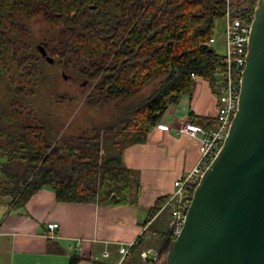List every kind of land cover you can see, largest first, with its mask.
I'll list each match as a JSON object with an SVG mask.
<instances>
[{
    "label": "trees",
    "instance_id": "1",
    "mask_svg": "<svg viewBox=\"0 0 264 264\" xmlns=\"http://www.w3.org/2000/svg\"><path fill=\"white\" fill-rule=\"evenodd\" d=\"M257 1L243 0L236 6L253 13ZM226 2L0 0V77L10 85L11 94V106L0 108V195L8 196L13 207H23L44 188L60 202L136 205L139 179L123 164V152L142 143L181 95L192 93L196 81L191 73L214 90L213 74L222 56L207 43L216 35ZM37 16L57 30L43 46L53 63L93 85L86 98L89 105L127 99L153 79L161 80L149 96L110 123L94 126L92 134L59 136L49 118L26 103L49 63L39 49L32 48L23 22ZM188 120L207 130L217 126L215 117L190 113ZM165 200H156L151 216ZM167 209L171 215V207ZM147 224L148 220L141 225ZM173 239L170 228L155 238L150 224L120 264H157ZM149 245L157 250L154 261L142 256ZM56 246L49 243L48 251L61 253ZM78 261L77 255L70 258V264Z\"/></svg>",
    "mask_w": 264,
    "mask_h": 264
},
{
    "label": "crops",
    "instance_id": "2",
    "mask_svg": "<svg viewBox=\"0 0 264 264\" xmlns=\"http://www.w3.org/2000/svg\"><path fill=\"white\" fill-rule=\"evenodd\" d=\"M216 108L210 85L198 81L191 94L181 95L177 104L168 107L142 143L124 150L123 164L135 172L140 184L134 206L60 202L48 188L33 195L23 207H13L5 196L0 200V264H70L73 255L79 257L76 264H120L121 244L129 245L142 237L150 224L158 237L169 228L170 206L166 204L175 182L200 158L199 140L177 130L190 113L214 118ZM159 198H166L165 203L151 216ZM147 220V226H142ZM50 222L59 224L53 238L48 237ZM51 242L62 252L48 251ZM149 250L157 253L154 245L143 253Z\"/></svg>",
    "mask_w": 264,
    "mask_h": 264
},
{
    "label": "water",
    "instance_id": "3",
    "mask_svg": "<svg viewBox=\"0 0 264 264\" xmlns=\"http://www.w3.org/2000/svg\"><path fill=\"white\" fill-rule=\"evenodd\" d=\"M246 60L228 136L202 175L164 264H264V0L257 1ZM153 255L149 250L145 260Z\"/></svg>",
    "mask_w": 264,
    "mask_h": 264
},
{
    "label": "built area",
    "instance_id": "4",
    "mask_svg": "<svg viewBox=\"0 0 264 264\" xmlns=\"http://www.w3.org/2000/svg\"><path fill=\"white\" fill-rule=\"evenodd\" d=\"M253 19L254 12L252 13L249 9L242 11L232 0H227L225 13L222 17L225 52L219 53L222 56L221 63L213 74L214 90L212 91L216 96L215 119L217 126L207 130L198 124L185 120L177 130L179 134H185L199 140L200 158L189 172L175 182V191L166 204V206L171 207L169 228L174 238L180 235L184 227L194 191L205 170L223 146L239 107ZM215 42L216 36L210 38L207 46H213ZM191 79L196 83L204 80L195 73H191ZM47 227L50 231L48 237L53 238L55 236L54 231L59 227V224L50 222ZM132 244L120 245L119 252L122 254V259L128 255ZM104 255L108 256L109 252L106 251ZM142 255L145 257L146 253L144 252Z\"/></svg>",
    "mask_w": 264,
    "mask_h": 264
},
{
    "label": "rangeland",
    "instance_id": "5",
    "mask_svg": "<svg viewBox=\"0 0 264 264\" xmlns=\"http://www.w3.org/2000/svg\"><path fill=\"white\" fill-rule=\"evenodd\" d=\"M242 1L232 0L235 5ZM23 22L28 26L27 37L31 40L33 49L44 46V43L57 33V30L41 16L24 18ZM216 24V42L213 48L216 52L223 54L225 52L223 20L218 19ZM43 70L44 74L39 77L34 94L26 98V103L42 111L54 127V133H59V136L92 134L94 126L110 123L130 105L149 96L162 78L153 79L127 99L115 100L102 106H92L86 102V98L93 85L85 81V78L72 70L63 69L57 63L44 64ZM9 88L10 85L6 79L0 77V108L11 106ZM4 197L0 195V200ZM166 254L157 264H164ZM153 256L157 258V253Z\"/></svg>",
    "mask_w": 264,
    "mask_h": 264
}]
</instances>
